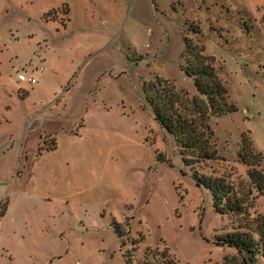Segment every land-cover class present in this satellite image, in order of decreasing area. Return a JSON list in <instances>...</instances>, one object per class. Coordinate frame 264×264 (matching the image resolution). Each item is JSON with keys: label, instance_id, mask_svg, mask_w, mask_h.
Segmentation results:
<instances>
[{"label": "rangeland", "instance_id": "obj_1", "mask_svg": "<svg viewBox=\"0 0 264 264\" xmlns=\"http://www.w3.org/2000/svg\"><path fill=\"white\" fill-rule=\"evenodd\" d=\"M186 36L238 108L209 119L205 161L182 153L144 88L203 106ZM39 65L38 84L18 80ZM259 152L264 170V0H0V264H247L216 240L264 221L245 162ZM195 175L224 179L246 212L219 214Z\"/></svg>", "mask_w": 264, "mask_h": 264}, {"label": "trees", "instance_id": "obj_2", "mask_svg": "<svg viewBox=\"0 0 264 264\" xmlns=\"http://www.w3.org/2000/svg\"><path fill=\"white\" fill-rule=\"evenodd\" d=\"M183 56L186 60L185 73L194 79L197 92L203 98V106L197 103L196 112L189 114L176 107L177 101L164 94L166 88L158 86L159 82L153 84L144 81V88L153 107L155 119L165 131L175 137L177 143L181 146L182 153L187 156L192 154V156L205 161L213 158L216 154L215 150L211 151L210 138L212 139L214 132L210 127L209 119L212 116H222L236 112L238 108L230 100L228 87L220 76L214 56L206 54L203 45L193 44L186 36ZM194 100L196 104V98ZM242 144L244 148L246 145L244 134L242 135ZM249 146H251V143H249ZM56 147L57 141L54 139L48 150H55ZM253 150L251 146L250 150L247 151L248 155ZM243 151L245 150L243 149ZM262 155L259 152L255 155L259 159L252 160L249 158L250 160L245 162L251 166L248 170L249 178L253 181L259 193L264 195V170L258 167L262 162ZM240 156L243 155L240 153ZM195 176L198 179L197 184L199 186L205 185L213 193L214 207L219 214L243 215L246 212L247 199L224 179L211 181ZM6 209L7 204L4 203L0 209L1 216L4 215ZM114 230L119 238L125 234L117 221L114 222ZM121 243L123 244V242ZM216 243L222 247L235 248L243 260L250 264L256 260L259 254L264 257V221L258 222L255 226L252 225L249 227V231L218 236ZM225 260H227L226 257ZM124 264L130 263L126 261Z\"/></svg>", "mask_w": 264, "mask_h": 264}, {"label": "built area", "instance_id": "obj_3", "mask_svg": "<svg viewBox=\"0 0 264 264\" xmlns=\"http://www.w3.org/2000/svg\"><path fill=\"white\" fill-rule=\"evenodd\" d=\"M43 71V67H36L32 71L22 70L18 72V80L25 81L32 85L38 82V74Z\"/></svg>", "mask_w": 264, "mask_h": 264}, {"label": "crops", "instance_id": "obj_4", "mask_svg": "<svg viewBox=\"0 0 264 264\" xmlns=\"http://www.w3.org/2000/svg\"><path fill=\"white\" fill-rule=\"evenodd\" d=\"M40 66H42L43 67V71L42 72H39V74H38V81H39V75L40 74H43L44 73V71H45V67L43 66V65H39V66H36V67H40ZM36 67H34V68H32V67H30V68H27V66H26V70L27 69H29V71H32L33 69H35ZM32 68V69H31ZM22 70H25V69H18L17 70V75H18V72L19 71H22ZM28 71V70H27ZM18 78V77H17ZM36 84H38V82L36 83ZM36 84H34V85H36ZM54 139L57 141V138L56 137H54ZM57 147H58V141H57ZM57 147H56V149H57ZM55 149V150H56ZM50 151H52V150H50ZM6 212V211H5ZM5 214V213H4ZM3 216V215H2Z\"/></svg>", "mask_w": 264, "mask_h": 264}]
</instances>
